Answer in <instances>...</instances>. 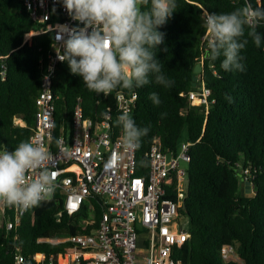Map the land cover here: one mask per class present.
Wrapping results in <instances>:
<instances>
[{
    "label": "trees",
    "instance_id": "1",
    "mask_svg": "<svg viewBox=\"0 0 264 264\" xmlns=\"http://www.w3.org/2000/svg\"><path fill=\"white\" fill-rule=\"evenodd\" d=\"M177 3V11L158 28L164 33V42L155 49L163 75L174 84L165 88L152 78V83L135 89V95L118 90L104 96L89 91L82 78L71 73L67 61L60 62L52 79L57 98L56 134L62 127L71 128L79 99L85 117L100 121L110 114L111 124L120 134L123 129L116 120L123 112L117 96L135 97L130 115L138 127L150 126L136 150L138 174L145 175V155L154 142H159L163 151L177 154L187 127V143L192 145L189 188L181 215L191 238L176 251V257L184 264H236L222 259L223 248L234 246L244 263L264 264V39L256 47L246 29L244 38L249 42L240 53L244 71L223 70L222 56L215 62L208 60L202 41L207 34L206 12L228 13L246 3L255 8L264 6V0ZM60 20V15L51 16L40 25L22 1L0 0V150H14L33 133L37 99L55 44L54 32H40ZM257 31L264 35V25ZM197 64L203 66L197 90L205 87L210 91L208 107L194 106L189 100ZM151 93L158 94L159 105L149 99ZM226 97H231V102ZM19 120L25 125H19ZM250 178L252 192L242 196L241 183ZM104 208V199L92 195L83 211L71 217L64 212L58 190L50 201L27 210L17 228L0 227V264H16L18 254L24 256L23 264H36L43 253L49 256L63 252V245L38 241L91 234L98 229ZM91 218L92 225L84 221Z\"/></svg>",
    "mask_w": 264,
    "mask_h": 264
},
{
    "label": "built area",
    "instance_id": "2",
    "mask_svg": "<svg viewBox=\"0 0 264 264\" xmlns=\"http://www.w3.org/2000/svg\"><path fill=\"white\" fill-rule=\"evenodd\" d=\"M20 1L40 25L46 24L49 17L60 15V21L40 33L54 32L56 37L58 26L83 27L69 16L63 0ZM206 36L202 38L205 47ZM58 50L63 54L62 43L55 38L37 99L36 123L30 139L42 143L54 157L50 167L58 173L56 192L59 190L63 196L65 213L71 217L81 213L92 195L104 199L105 208L98 229L91 234L39 240L38 243L65 247L57 254H41L36 264H184L175 253L191 238L181 211L189 188L192 144L183 143L179 152L173 154L163 151L161 144L155 141L145 155L146 174L139 175L136 150L124 147L123 132L116 133L111 115H105L100 121L85 117L81 99L75 105L71 128L62 127L56 134L57 98L52 91V79L61 62ZM209 96L210 91L203 87L191 92L189 100L194 105L208 107ZM134 99L119 94V109L130 113ZM60 138L63 144L58 147L55 140ZM113 156H119V161L114 168H106V162ZM25 213L20 208L0 206V227L17 228ZM61 216L60 213L58 218ZM92 219L84 221L92 225ZM222 259L226 263L246 264L240 260L234 246L223 248ZM24 262V256L18 254L16 264Z\"/></svg>",
    "mask_w": 264,
    "mask_h": 264
},
{
    "label": "clouds",
    "instance_id": "3",
    "mask_svg": "<svg viewBox=\"0 0 264 264\" xmlns=\"http://www.w3.org/2000/svg\"><path fill=\"white\" fill-rule=\"evenodd\" d=\"M69 16L83 27L58 26L55 38L63 46L58 52L61 62L67 61L73 75L82 78L89 91L107 96L114 91L135 89L153 82L170 88L174 81L162 73L155 49L164 42L158 28L177 11V0H63ZM264 25V6L246 3L228 13H205L206 57L215 62L221 56L225 71H244L240 54L251 38L260 47L264 35L257 28ZM231 102V97H226ZM149 99L161 103L157 93ZM166 115L165 114H162ZM123 129V144L137 150L150 130L138 127L128 111L117 117ZM58 147L63 139H56ZM119 156L109 157L106 168H114ZM54 157L39 141L22 140L9 151L0 150V206L25 211L50 201L57 188L58 173L51 169ZM143 163V162H142Z\"/></svg>",
    "mask_w": 264,
    "mask_h": 264
},
{
    "label": "water",
    "instance_id": "4",
    "mask_svg": "<svg viewBox=\"0 0 264 264\" xmlns=\"http://www.w3.org/2000/svg\"><path fill=\"white\" fill-rule=\"evenodd\" d=\"M203 66L201 64H197L194 68V76H193V91L197 90V84H198V75L202 73ZM252 180L253 178H250V180L242 181L241 183V192L242 196L245 195V193L250 194L252 192Z\"/></svg>",
    "mask_w": 264,
    "mask_h": 264
},
{
    "label": "rangeland",
    "instance_id": "5",
    "mask_svg": "<svg viewBox=\"0 0 264 264\" xmlns=\"http://www.w3.org/2000/svg\"><path fill=\"white\" fill-rule=\"evenodd\" d=\"M28 36H27V40H28ZM194 106H197V107H200V106H198V105H194ZM22 123V121H18V124H21ZM188 142V128L187 127H185V129H184V132H183V134H182V137H181V139H180V144H183V143H187ZM185 166H187V165H185Z\"/></svg>",
    "mask_w": 264,
    "mask_h": 264
},
{
    "label": "crops",
    "instance_id": "6",
    "mask_svg": "<svg viewBox=\"0 0 264 264\" xmlns=\"http://www.w3.org/2000/svg\"><path fill=\"white\" fill-rule=\"evenodd\" d=\"M19 125H22V126H24L25 125V123L24 122H22L21 124H19Z\"/></svg>",
    "mask_w": 264,
    "mask_h": 264
},
{
    "label": "bare ground",
    "instance_id": "7",
    "mask_svg": "<svg viewBox=\"0 0 264 264\" xmlns=\"http://www.w3.org/2000/svg\"><path fill=\"white\" fill-rule=\"evenodd\" d=\"M74 169L78 171V169H77V168H74Z\"/></svg>",
    "mask_w": 264,
    "mask_h": 264
}]
</instances>
